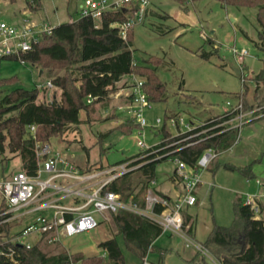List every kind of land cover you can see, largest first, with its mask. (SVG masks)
<instances>
[{"label":"rangeland","instance_id":"1","mask_svg":"<svg viewBox=\"0 0 264 264\" xmlns=\"http://www.w3.org/2000/svg\"><path fill=\"white\" fill-rule=\"evenodd\" d=\"M82 1L40 0V9L34 11L26 0H1L0 20L13 23L27 11L36 21L48 18L50 25L55 26L78 18L77 5ZM114 1L108 0L109 3ZM258 29L254 7L223 6L218 0H185L183 5L177 0H148L143 19L132 28L133 59L137 65L145 64L152 57L158 59L155 74L164 84L165 91L163 98L151 99L144 110V117L149 122L144 128L146 145L158 143L163 130L176 135L199 125L211 115L222 114L225 109L229 110L227 102L233 105L239 98L245 99L252 109L262 107L260 110L264 111V49L258 45ZM233 49L248 51L241 65L235 59ZM241 67L246 78L244 84ZM62 73L64 68L40 73L31 63L0 58V78L16 76L18 81L11 87L37 88L36 102L60 98L59 88L43 85L47 79ZM127 77L123 76L115 84L107 99L90 105V121L68 127L64 132L67 140L51 138V142L78 166L86 167L87 163L95 167L113 165L142 153L137 145L136 128L124 132L118 126L127 119L135 123L132 113L125 109ZM140 78L143 77L136 75V79ZM239 136H242L240 140ZM4 146L5 160L0 164V178L2 171L8 174L21 169L20 157L8 150L6 142ZM229 153L233 154L232 159ZM229 153L219 159L217 166L203 170L202 183L195 190L196 202L183 208L190 219L191 231L187 233L197 242L205 243L215 224L231 226L238 196L243 198L264 190V118L255 122L253 129L243 128L241 132L239 129L237 141ZM227 158L236 164L258 158L252 163L253 176L246 180L239 171L224 166L223 160ZM174 169L172 158L163 159L155 164L152 177L145 175L141 168L134 169L119 178L117 185H127L122 190L124 196L136 198L142 196L151 178L156 180L153 186L171 190ZM256 178L261 182L257 183ZM95 215L99 220L96 228L61 236L55 244L41 240L38 243L40 250L48 256L63 251L84 256L104 255L98 243L118 230L110 215L107 219H102L98 213ZM28 224H33V217L12 225L11 232L18 241L32 245L37 241L35 235L18 237ZM116 239L124 255V264H196L187 261L189 257L199 260V264H218L211 252L203 254L192 245L186 246L181 234L168 230L161 232L154 241V249L143 258L126 248L122 235L117 234Z\"/></svg>","mask_w":264,"mask_h":264},{"label":"trees","instance_id":"2","mask_svg":"<svg viewBox=\"0 0 264 264\" xmlns=\"http://www.w3.org/2000/svg\"><path fill=\"white\" fill-rule=\"evenodd\" d=\"M177 1L182 5L185 2V0ZM218 1L223 6L256 8V22L259 26L258 45L264 49V0ZM26 2L32 10L40 9V0H26ZM130 13L127 9L106 11L98 27L89 17L70 19L55 25L50 32L43 33L31 50L21 52L19 56H0L6 60L17 59L31 63L40 73L45 70L50 73L53 69L64 68V73L55 74L51 79L53 85L61 90L60 98L53 97L49 102H36L37 88L11 87L12 83L18 81L16 76L0 78V155H2L0 164L5 160L3 153L6 142L8 150L20 157L21 169L31 175L35 174V140L27 134V126L35 125L36 140L45 141L51 138L67 140L64 132L68 127L90 121V105L107 99L115 84L125 75L135 74L144 78V89L149 100L164 97V84L155 74V67L160 61L152 57L143 65L135 64L132 49L133 26L127 29L126 37L123 38L118 28L111 25L115 21L124 20ZM7 86L11 88L7 89ZM88 96L92 97L90 102L87 101ZM242 108L245 110L251 108V105L244 99ZM82 113H84L83 117ZM235 114L236 111H225L176 135L163 130L162 139L153 147H163L181 137L201 132L186 140V142L193 141L188 146H183L169 156L146 162L140 167L142 172L152 177L155 164L163 159L178 157L192 166L207 148L213 149L218 154L229 149L237 141L238 128L232 127L218 133L215 132L224 128V125L212 130L203 132L202 130L223 122ZM127 120V122L121 121L118 125L122 131L129 132L133 127H138L133 120ZM129 121L131 124L128 126ZM186 142L163 148L160 153ZM139 154L141 153L138 152L135 156ZM253 162L246 166L228 163H224V166L239 171L249 179L253 176L251 169ZM93 167L94 164H86L88 169ZM12 173L4 174L2 171L1 177H7ZM117 183L114 181L109 188L122 192L124 187H128L118 186ZM4 206L1 198L0 211ZM160 209L161 207L158 206L157 210ZM110 216L118 231L98 243L104 255L92 256H84L80 253L69 254L65 251L48 256L40 250L39 241L29 247L13 244L11 238L15 234L11 232V226L19 224L20 221L1 222L0 264H124V255L116 239L117 234L122 235L129 251L143 258L148 251L154 249V241L163 231L157 222L128 210L121 209L110 213ZM188 222L189 217L183 215L184 227ZM187 231H191L190 226ZM203 244L219 264H264V221L253 219L249 208L238 196L234 203V219L231 226L215 224ZM9 246L14 250L12 258L5 254L9 251ZM192 261L196 264L201 263L199 260Z\"/></svg>","mask_w":264,"mask_h":264},{"label":"built area","instance_id":"3","mask_svg":"<svg viewBox=\"0 0 264 264\" xmlns=\"http://www.w3.org/2000/svg\"><path fill=\"white\" fill-rule=\"evenodd\" d=\"M147 5L148 0H115L111 3L108 0H83L77 5V9L78 17H89L96 27L101 24L106 11L129 10L131 13L124 20L111 24L116 26L120 36L125 38L127 29L143 19ZM22 15L18 21L13 23L0 20V56H19L21 52L31 50L41 35L50 32L54 27L50 25L48 18L38 22L32 18L30 12L23 11ZM233 53L240 65L244 57L248 55L246 49L240 51L233 49ZM241 71V80L244 84L246 78L242 67ZM127 78L125 96L128 103L125 109L132 113L133 119L138 125L136 128L137 145L142 149V153L113 165L94 166L91 169L80 167L51 140H36L35 125L30 124L27 126V134L35 140L36 171L31 175L24 169H20L7 177L0 178V198L5 204L0 211V217H2L0 223L13 220L22 222L33 217V224L23 227L18 237L33 234L37 237V241L42 240L55 244L59 243L61 236L96 228L99 220L95 214L98 213L102 219H107L110 213L122 209L157 222L163 230L181 234L186 241V246L192 245L203 254L210 253L203 243L193 240L187 233V229L183 225V208L196 202L195 190L201 181V172L218 155L213 149H205L192 166L178 157L172 158L175 161L174 178L181 184V190L174 199L157 193L153 186L156 183L154 178L146 183L143 194L139 198L134 195L124 196L122 192L109 188L114 181L134 169H139L146 162L169 156L183 146L193 143V141L186 142V140L201 132L181 137L159 148L146 145L144 128L149 122L144 117V110L149 107L150 100L144 89L142 78L136 79L134 74H129ZM43 86L50 88L54 85L51 79H47ZM91 100L92 97L88 96L87 101ZM227 104L230 105L228 111H236V114L223 122L207 127L202 132L222 125L224 128L215 133L232 127L240 129L246 122L245 117L248 114L254 116L255 112H260L261 115H264V112L260 110L262 107L249 111L243 110L241 98L236 104L232 105L229 102ZM121 108L120 106L119 109ZM174 122L176 121L174 120ZM156 123H160L159 118ZM192 128L194 127L187 130ZM182 142L186 143L160 153L161 149ZM43 174L46 176L42 177ZM256 182L260 183L261 181L256 178ZM242 200L243 204L249 208L253 219L264 221V190L258 194L244 195ZM158 206L161 207L159 211L157 210ZM11 242L27 247L31 246L22 240L18 241L15 235L11 238ZM8 249L9 251L5 254L12 258L14 250L12 246H9Z\"/></svg>","mask_w":264,"mask_h":264},{"label":"crops","instance_id":"4","mask_svg":"<svg viewBox=\"0 0 264 264\" xmlns=\"http://www.w3.org/2000/svg\"><path fill=\"white\" fill-rule=\"evenodd\" d=\"M8 11H10V9H7ZM232 19V18H231ZM252 108H249V110H251ZM228 109H225V111H227ZM249 110H247V111H249ZM224 111V112H225ZM262 112H264V111H262ZM262 113H260V112H255L253 115L254 116H252V115H250V114H248L245 118H246V122H245V124L244 125H242L241 126V128H240V132L242 131V129L243 128H247V129H250V128H252L253 129V126H254V123L255 122H257V121H259V120H261V119H263L264 118V115H261ZM219 115H221V114H219ZM215 116H217V115H211V116H209L208 118H210V117H215ZM258 116V117H257ZM207 118V119H208ZM206 119V120H207ZM206 120H204V121H206ZM204 121H202L201 123H204ZM234 122V121H233ZM200 123V124H201ZM250 132H251V130H249ZM249 136V135H248ZM242 138V136H239V140ZM233 146V145H232ZM232 146L229 148V149H227V150H225V151H223V152H220L217 156H216V158H214L210 163H209V165H208V167L207 168H210V167H212V166H217V164L219 163V159L222 157V156H225L226 154H228L229 152H230V149L232 148ZM233 154H231L230 155V153L228 154V156H230L231 157V159H232V156ZM230 158H227V160H223L224 161V163H228V164H231V165H235V166H246V165H249L251 162H253L254 160H256V159H258V158H254L253 159V161H248V162H244V163H241V164H236V163H233L232 162V160H231ZM252 168H253V164H252V166H251ZM251 168V169H252ZM206 169V168H205ZM175 170V169H174ZM203 172V171H202ZM201 172V173H202ZM174 173V172H173ZM252 173H253V171H252ZM172 182H171V190L168 188V189H166V190H164V189H162V188H160V187H156L155 186V189H156V191H157V193L158 194H160V195H166V196H168V197H170V198H172V199H174L175 197H176V194L181 190V184L180 183H178L177 182V180L174 178V176L172 175ZM155 179V178H154ZM246 180H248V178L246 177ZM202 183V181H200V183H199V185ZM198 185V186H199ZM198 188V187H197ZM183 215H184V217H186V216H188L184 211H183ZM189 222H190V219H189ZM188 225V224H187ZM189 226V225H188ZM187 259V261H192L191 259H192V257L190 258H186ZM217 263H218V261H217ZM219 264V263H218Z\"/></svg>","mask_w":264,"mask_h":264},{"label":"water","instance_id":"5","mask_svg":"<svg viewBox=\"0 0 264 264\" xmlns=\"http://www.w3.org/2000/svg\"><path fill=\"white\" fill-rule=\"evenodd\" d=\"M18 245H21V244H18Z\"/></svg>","mask_w":264,"mask_h":264}]
</instances>
